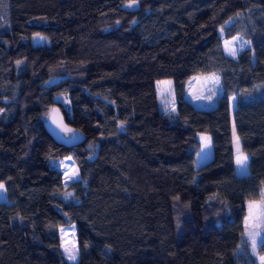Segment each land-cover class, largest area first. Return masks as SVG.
I'll return each mask as SVG.
<instances>
[{
    "label": "trees",
    "instance_id": "obj_1",
    "mask_svg": "<svg viewBox=\"0 0 264 264\" xmlns=\"http://www.w3.org/2000/svg\"><path fill=\"white\" fill-rule=\"evenodd\" d=\"M240 33L248 48L233 61L222 40ZM211 73L222 93L197 108L186 85ZM164 79L175 114L156 107ZM256 85L264 0H0V264H253L237 249L246 205L264 188V93L245 99ZM55 106L84 144L66 149L46 133ZM198 135L212 156L195 169ZM70 156L79 179L64 187L57 161ZM34 178L39 227L26 192ZM70 226L76 263L60 247Z\"/></svg>",
    "mask_w": 264,
    "mask_h": 264
},
{
    "label": "rangeland",
    "instance_id": "obj_2",
    "mask_svg": "<svg viewBox=\"0 0 264 264\" xmlns=\"http://www.w3.org/2000/svg\"><path fill=\"white\" fill-rule=\"evenodd\" d=\"M131 5V6H129ZM137 6L136 2L129 3L127 8H135ZM251 22V21H249ZM238 27L240 32L243 31V21L239 20ZM248 48V43L242 33L230 39L222 40V50L224 55L233 60H237V56L240 52ZM235 50V55L229 54L231 50ZM170 81V84H163L161 82ZM155 89L157 90L156 97V107L159 112L163 114H175L176 104L174 101V89L173 84L170 79H164L157 81L155 83ZM187 99L192 101L197 108L200 109H210L216 104L217 98L222 93L221 78L218 73H211L204 76H195L190 79L186 87ZM185 90V91H186ZM264 93V87L262 85L254 86L253 90L246 95L245 99L257 98ZM236 95L229 98L230 114L232 116L233 111L236 107ZM62 105H67L65 98H58ZM198 141L200 143V151L196 155L195 169H198L201 165L205 164L211 159L212 156V144L209 136L198 135ZM234 148V161L235 169L238 175L247 174V164L249 157L247 154L243 153L237 148V138L234 136L233 141ZM239 142V140H238ZM238 157L247 159L243 162V166L238 163ZM57 166H59L62 181L64 187H67L72 182L79 179L78 169L72 159V157H67L57 161ZM0 202H5V191L4 185L0 184ZM27 197L29 199L30 210L35 216L33 223L36 227H39L44 220V208L42 202V191L40 186V180L34 178L26 184ZM251 205V208H250ZM244 232L242 235V241L237 249V254L251 260L253 264H264V188L262 189V194L257 201H252L246 205V217L244 219ZM250 232H256V247L253 249L251 238L249 236ZM60 237V247L65 256V258L70 263H76L78 259V248L76 242V230L74 226L61 228L59 230ZM69 251H65V249ZM74 254L75 259H69V254Z\"/></svg>",
    "mask_w": 264,
    "mask_h": 264
},
{
    "label": "water",
    "instance_id": "obj_3",
    "mask_svg": "<svg viewBox=\"0 0 264 264\" xmlns=\"http://www.w3.org/2000/svg\"><path fill=\"white\" fill-rule=\"evenodd\" d=\"M46 133L59 146L66 149L76 148L86 141V136L80 130L69 125L58 106L51 109L43 123Z\"/></svg>",
    "mask_w": 264,
    "mask_h": 264
},
{
    "label": "snow or ice",
    "instance_id": "obj_4",
    "mask_svg": "<svg viewBox=\"0 0 264 264\" xmlns=\"http://www.w3.org/2000/svg\"><path fill=\"white\" fill-rule=\"evenodd\" d=\"M131 6V5H129ZM231 55H235V50H231L230 53ZM163 84H170L171 82L170 81H164V82H161ZM237 148L239 149V142H238V138H237ZM247 159V157H243V159H241L240 157H238V163L241 164V166H243V162ZM0 187H3L2 185H0ZM250 208H251V205H250ZM258 235V233L256 232H250L249 233V236L251 238V242H252V246H253V249H255L256 247V236ZM65 251H69L67 248L65 249ZM69 259H75V255L74 254H69ZM262 260H264V257H261Z\"/></svg>",
    "mask_w": 264,
    "mask_h": 264
},
{
    "label": "crops",
    "instance_id": "obj_5",
    "mask_svg": "<svg viewBox=\"0 0 264 264\" xmlns=\"http://www.w3.org/2000/svg\"><path fill=\"white\" fill-rule=\"evenodd\" d=\"M195 77V76H194ZM192 79V78H191ZM186 87H187V85H186ZM157 91V90H156ZM186 92H187V90L185 91V99H187V95H186ZM188 100V99H187ZM190 101V100H189ZM190 102H192V101H190ZM193 103V102H192Z\"/></svg>",
    "mask_w": 264,
    "mask_h": 264
}]
</instances>
